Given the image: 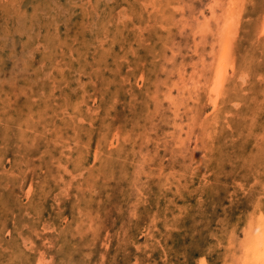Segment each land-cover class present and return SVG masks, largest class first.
<instances>
[{"label":"rangeland","instance_id":"obj_1","mask_svg":"<svg viewBox=\"0 0 264 264\" xmlns=\"http://www.w3.org/2000/svg\"><path fill=\"white\" fill-rule=\"evenodd\" d=\"M254 244L264 0H0V264H245Z\"/></svg>","mask_w":264,"mask_h":264},{"label":"bare ground","instance_id":"obj_2","mask_svg":"<svg viewBox=\"0 0 264 264\" xmlns=\"http://www.w3.org/2000/svg\"><path fill=\"white\" fill-rule=\"evenodd\" d=\"M156 1V0H155ZM224 2V1H223ZM226 3V2H225ZM229 3V2H228ZM217 4H219V3H217ZM149 5V4H148ZM152 5V4H151ZM157 5V4H156ZM161 5V4H160ZM214 5V4H213ZM223 5V4H222ZM222 7V6H221ZM224 9V8H223ZM176 10V9H175ZM221 12V11H220ZM223 13V12H222ZM224 14V13H223ZM196 24V23H195ZM227 27V26H226ZM261 27V26H260ZM123 28V27H122ZM151 28V27H150ZM237 30V29H236ZM180 33V32H179ZM229 34V33H228ZM258 37V36H257ZM226 41H228V40H226ZM230 42V41H229ZM134 43V42H133ZM173 44V43H172ZM219 44V43H218ZM132 45V44H131ZM225 46V45H224ZM177 53V52H176ZM228 53V52H227ZM226 54V53H225ZM228 58V57H227ZM226 62V61H225ZM201 64V63H200ZM223 64V63H222ZM221 65V64H220ZM226 66V65H225ZM197 68V67H196ZM219 68V67H218ZM230 68V67H229ZM222 70H224V69H222ZM221 70V71H222ZM226 71V70H225ZM226 73V72H225ZM225 73H224V75H225ZM223 74V73H222ZM218 75V74H217ZM219 79H221V78H219ZM218 79V80H219ZM215 80V79H214ZM222 80V79H221ZM219 82V81H218ZM220 83V82H219ZM218 83V84H219ZM215 84H217V83H215ZM215 84H213V85H215ZM182 85V84H181ZM219 86V85H218ZM220 87H221V84H220ZM215 89V87L212 89V91ZM218 90H220L219 88H218ZM213 94V93H212ZM218 94H220L219 92H218ZM222 95V94H221ZM218 97H219V95H217ZM214 96H212V98H213ZM218 99V98H217ZM215 101V100H214ZM213 102V101H212ZM216 102V101H215ZM218 102V101H217ZM197 103V102H196ZM148 107V106H147ZM176 117H177V115H176ZM204 121V120H203ZM192 128V127H191ZM198 129H199V127H198ZM199 133V132H198ZM198 135V134H197ZM181 141V140H180ZM193 181V180H192ZM205 182V181H204ZM195 183V182H194ZM145 185V184H144ZM31 189V188H30ZM150 190V189H149ZM141 192V191H140ZM148 192V191H147ZM259 212V211H258ZM259 216V215H258ZM253 217V216H252ZM251 217V218H252ZM141 220V219H140ZM263 221V220H262ZM254 223V222H253ZM255 224V223H254ZM246 225V224H245ZM254 226V225H253ZM253 226H251V228L253 227ZM263 226V225H262ZM261 226V227H262ZM237 227V226H236ZM256 227V226H255ZM254 227V228H255ZM245 228V227H244ZM243 228V230H245ZM238 229V228H237ZM258 229V228H257ZM235 230V229H234ZM239 230V229H238ZM240 231V230H239ZM51 232V231H50ZM231 232H233V231H231ZM230 232V233H231ZM236 232H237V230H236ZM241 232H242V229H241ZM244 234V233H243ZM238 235H239V233H238ZM251 235V234H250ZM254 235V234H253ZM238 237V236H237ZM245 237V236H244ZM228 238V237H227ZM243 238V237H242ZM230 239H231V237H230ZM228 240V239H227ZM239 240V239H238ZM254 240V239H253ZM236 241V240H235ZM244 241H247V240H245V238H244ZM238 242V241H237ZM228 243V242H227ZM244 244V243H243ZM242 244V245H243ZM236 246V245H235ZM234 246V247H235ZM105 248V247H104ZM229 248V247H228ZM227 248V249H228ZM228 251H230L229 249H228ZM245 254H246V257H245V264H264V246H262V245H258V244H254L253 246H249L247 249H246V252H245ZM233 255V254H232ZM229 256V255H228ZM230 257V256H229ZM236 259V258H235ZM226 260H227V258H226ZM237 260V259H236ZM228 261H229V259H228ZM253 262V263H252ZM101 263V262H100ZM236 262H234V264H235ZM225 264H227V263H225Z\"/></svg>","mask_w":264,"mask_h":264}]
</instances>
